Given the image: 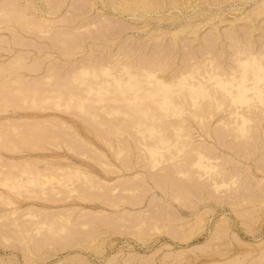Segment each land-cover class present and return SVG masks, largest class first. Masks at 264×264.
Wrapping results in <instances>:
<instances>
[{"label":"rangeland","instance_id":"rangeland-1","mask_svg":"<svg viewBox=\"0 0 264 264\" xmlns=\"http://www.w3.org/2000/svg\"><path fill=\"white\" fill-rule=\"evenodd\" d=\"M118 1L0 0V83L4 85L0 84V264H264V259L261 261L264 258V120L255 122L254 118L256 124L250 121L253 124L244 122L238 126L234 123L233 130L229 129L232 123L228 124L230 127L222 125L223 122L219 121L221 118L228 120L230 109L237 111V107L242 109L245 104L236 98L229 100L228 104L214 107L217 116L208 110L210 102L203 103L201 106L207 105L203 108L213 117H209L210 121L205 118L206 124L202 123L203 120L194 118L192 112L189 115V111L194 110L193 106H200V103L194 105L187 98L185 102L189 85L184 81L192 77L187 80L179 77L183 76V69L187 73L188 67L195 68L197 64L200 72L214 69V65L218 64L213 63L216 61L221 69L225 67L222 69L224 73H229L226 67H230L231 74L237 73L231 68L237 61L234 54L240 49H236L239 39L238 46L241 47L240 43L245 46L243 42L251 36L249 45H255V51L259 49L262 52L264 9L262 12L259 9L264 7V1L184 0L180 4L181 0H146L157 8L154 7V12L139 9L140 14L132 8L135 7L134 0H127L130 5L125 4L126 0L120 1L121 4ZM141 1L134 3L137 5ZM89 2H93L91 8ZM117 4L130 8H116ZM124 8L125 11H119ZM213 36L215 42H212ZM228 38H232V43ZM206 51L210 52L209 55ZM189 53L201 61L194 63L196 60L193 56L191 60ZM205 53L208 58L210 54H214L213 59L219 56L216 61L209 58L213 66L207 63L210 60L204 61L208 59ZM114 59L115 62L117 59L121 61V65L127 60V66L133 68L132 71L139 68L136 71L138 74L160 64L157 70L160 72L163 69V74L170 75L165 78L174 75L176 77L172 80H181L176 86H168L169 90L158 89V93H164L162 95L166 99H178L176 101H181L182 106L184 99L186 105L189 103L188 111L187 105L186 108L183 106L185 110L180 112L182 114L169 115V112L172 114L171 104L166 106L164 102L163 107L155 105L154 109L146 108L167 114L158 116L161 120L149 115L138 118L137 111L143 107L138 104L143 103V108L153 104V96L131 100L122 98L133 92L139 95L144 85L146 89L150 86L156 90L154 79L152 76L145 77L153 80L152 85L149 80H144V75L139 74L144 81L137 78V84L135 78L130 77V85H124V79L123 83L116 81L117 77L124 76L121 75L122 70L119 69L122 71L119 73L114 68L119 63H115ZM102 60L103 64L105 62L103 66ZM202 61L208 66L205 67ZM16 63H19L18 67H15ZM96 64L107 68L112 64L113 69H110L115 71L110 70L111 74L115 76L117 72L119 75L115 79L108 70L102 74L98 70L96 81L92 74L80 73L84 68L98 66ZM210 65L212 67L209 68ZM237 65L238 62L236 69ZM141 67L144 69L141 70ZM193 69L196 74L193 72V75L197 76L198 69ZM76 73V78L72 79ZM155 73L158 72L155 70ZM204 74L198 78L208 82L206 84L210 85L209 90L212 88V96L217 90L222 91L220 94L224 93L219 101L230 90L237 91L232 82L231 86L221 87L214 82V78ZM248 76L253 80L257 78L254 71ZM192 80L195 79H191L190 83ZM99 81L100 87L96 89L95 84ZM247 81L237 88L248 86L246 83L250 87L255 85L252 80ZM256 81V85H263L264 76ZM88 85H94L93 89L89 90ZM226 87H230L228 92ZM55 88L66 91L62 90L63 96H59L63 99H52L57 94ZM251 90H245L244 94L255 96L254 90ZM17 91L22 92L19 94ZM68 92H75L76 96L72 98ZM64 94H70L71 99ZM161 94L154 97L159 98ZM179 94L183 96L182 100H179ZM40 95H46L47 99ZM217 95L215 97L218 98L220 95ZM20 97L23 99L20 100ZM34 97H38L35 98L37 102L31 99ZM207 97L198 95L195 102H205L203 99ZM256 101V97L251 100L253 104ZM229 104L233 108L223 107ZM254 105L253 108L257 107ZM258 105L261 106L260 103ZM182 106L179 107L183 110ZM199 108L194 112L198 113L202 107ZM125 110L130 115H123ZM254 110L259 113L264 111L261 108V111L258 108ZM261 118L264 119V116ZM248 125L251 130L247 131ZM17 129L33 134V142H20ZM236 131L245 133V137ZM198 145L202 146L199 148L201 151L219 158L198 159L194 150L195 146L200 147ZM210 160L212 163H209ZM219 168L224 174L229 173L226 178L237 176V179L233 178L237 181L231 183L229 179L230 184L216 188L212 178L220 179L216 176ZM236 202H239L237 207ZM155 223L157 225L153 227ZM52 227L53 233H49ZM217 227L226 232L221 231L222 239L219 236L211 240L210 236ZM182 229L192 233H181ZM181 234H186L187 239H183ZM213 247L215 251L222 249L224 252H215Z\"/></svg>","mask_w":264,"mask_h":264},{"label":"bare ground","instance_id":"bare-ground-1","mask_svg":"<svg viewBox=\"0 0 264 264\" xmlns=\"http://www.w3.org/2000/svg\"><path fill=\"white\" fill-rule=\"evenodd\" d=\"M114 1H116V0H114ZM120 1H122V2H124L123 0H120ZM120 1H118V3L120 2ZM127 1V0H126ZM126 1H125V4H127V5H130L129 3V1H127V3H126ZM133 1V0H132ZM134 1H136V0H134ZM134 1H133V4L135 5V7H132V8H134L135 10L134 11H139V9H142V11H149L150 12V10H153V12H154V10H156V9H154V7L155 8H157L156 6H153L152 4H150V3H147L146 2V0H144V3L141 1L140 3H137V5L134 3ZM148 2H149V0H147ZM171 1V0H170ZM264 1V0H263ZM139 2V1H138ZM152 3L153 2H155V1H151ZM174 2H176V1H174ZM182 2H184V0L182 1L181 0V2H180V4L182 3ZM186 2H188V3H190L189 1H186ZM185 2V3H186ZM193 2V1H192ZM132 3V2H131ZM142 3V4H141ZM161 3H163L162 1H161ZM173 3V2H172ZM176 3H178V2H176ZM93 4V2L92 3H90L89 2V5H90V8H91V5ZM120 4H121V2H120ZM119 4V5H120ZM140 4V5H139ZM170 4V3H169ZM111 5H112V3H111ZM155 5V4H154ZM159 6H160V4H158ZM157 5V6H158ZM164 5V4H163ZM173 5H176V4H173ZM179 5V4H178ZM264 5V4H263ZM93 6V5H92ZM103 6V5H102ZM109 7H110V5H108ZM116 6V5H115ZM183 6V5H182ZM262 6V5H261ZM108 7V8H109ZM113 7V6H112ZM121 8L122 6L120 5V6H118V4H117V7L116 8ZM123 7H125L126 9H127V7H126V5H123ZM122 7V8H123ZM138 7V8H137ZM115 8V7H114ZM122 9V10H120L119 9V11H125L126 9ZM128 8H130V7H128ZM158 8H160V7H158ZM161 8H163V7H161ZM179 8V7H178ZM264 9V7H262L261 9H259L260 10V12H262L261 10H263ZM111 10H112V8H111ZM114 10V9H113ZM118 10V9H117ZM133 10V9H132ZM127 11H129V9L127 10ZM159 11H160V9H159ZM164 11V10H163ZM117 12V11H116ZM130 12H131V9H130ZM133 12V11H132ZM142 13V14H145V13ZM158 12V11H157ZM259 12V11H258ZM118 13V12H117ZM126 13V12H125ZM128 13V12H127ZM147 13V12H146ZM156 13V12H155ZM121 14H123V12H121ZM131 14V13H130ZM135 13H133V15H134ZM138 14H140L139 12H138ZM255 14V13H254ZM258 14V13H257ZM132 15V16H133ZM136 15V14H135ZM247 15V14H246ZM143 16V15H142ZM141 16V17H142ZM176 16V15H175ZM245 16V15H244ZM249 16V15H248ZM151 17V16H150ZM246 18H248L247 16H245ZM245 17H243V18H245ZM146 18V17H145ZM30 27V26H29ZM40 27V26H39ZM183 28V27H182ZM175 31V30H174ZM178 31V30H177ZM236 32V31H235ZM177 33V32H176ZM229 33V32H228ZM174 34H175V32H174ZM196 34V33H195ZM248 35H250V33H247ZM253 33H251V35H252ZM176 35V34H175ZM228 35V34H227ZM246 35V34H245ZM196 36V35H195ZM212 36V35H211ZM215 36V35H214ZM214 36H213V38H214ZM235 36V35H234ZM247 36V35H246ZM246 36H244V37H246ZM155 37V36H154ZM173 37V36H172ZM215 37H218V35H216ZM232 37V36H231ZM249 37H251V36H249ZM249 37H246V38H244V39H246V40H244V41H246V42H243L244 43V45L245 46H243L242 45V43H240L241 44V47L240 46H238V42L240 41L241 42V39H239V41L237 42L236 40H238V36H237V39L236 40H234V41H236L237 43V46H236V49L237 48H240V49H234V50H236L235 51V54H234V52H232L235 56L234 57H236L235 58V60H237L236 62H238V65L237 66H239V67H237V69H236V62H234L235 63V67H233V68H235V69H233V68H231L232 70H234L235 72H237V73H235L234 74V72H233V74H231L232 73V71H230V67H226V69L227 68H229V73L228 74H226V72H228V71H226L225 73H224V71L222 70L223 68H225L224 66H223V68L221 69V65H219V62H217L216 61V57H218L219 58V56L218 55H216V56H214L215 58V60L212 58V56L214 55V54H210V56L211 57H209V58H211L213 61H216V62H213V61H211L209 58H208V56H206V54L210 51H206L207 53H205V57L206 58H208V59H206V60H204V61H208V60H210V61H208L207 63H210V64H212V62L214 63V64H216V63H218L217 65H214V64H212V66L214 65V69L216 70V71H214V69H213V67L210 65L209 66V68L210 67H212V69L210 68V69H208V70H205V69H203V70H205L206 72H200L201 70H199L198 68H200V67H198L197 68V66H199L197 63V66L195 65V64H193V62L191 63V62H188V64L189 65H195L196 67V69L194 68V67H192L191 68V66L190 67H188L189 65L187 64V67L189 68V69H187V67L185 66L184 68H186L188 71H187V73L185 72V69H183L184 71H183V73H182V77H181V75H179V77L180 78H183V79H186L187 80V78H189V76L190 77H192L191 79H195V80H192V82L193 81H195V82H191L190 83V81H191V79H188L189 81H184L185 83H187L188 85H189V87H188V91L186 90V92H185V94H186V97L184 96L185 94H182L184 97H185V102H186V98H187V100L188 101H192V103L194 104V105H196V104H198L199 105V103H200V106H197V108H195L194 106H193V108H194V110H196V109H198L199 107L201 108L202 107V109H200V110H198L197 112L198 113H195L194 112V110L192 109V111L190 110L189 111V115H190V113L194 116V118L195 117H198V118H200V119H202L203 120V122L202 123H204L205 121H207L208 120V118L209 117H213L212 116V114L211 113H209L208 111H206L205 110V108H203V107H206L207 105H204V106H201V105H203V103H212V102H214V103H218V104H216V106H214L215 104L214 103H212L213 104V106L209 103L208 105L210 106V107H208L207 106V108H208V110H210V112H216V110H214L213 108L214 107H217L219 104H226L227 102H229V100H237L236 98H239V99H241L242 101V103H245L244 105H242L241 107H242V109H239V107H237V111L236 110H234V109H230L228 112V117L229 118H227V116H226V118L228 119L227 121H224V120H226L225 118H221L222 120L221 121H219V122H221V124H222V122H223V124L222 125H225V124H229V123H232V127H230L231 125H228L227 127H230L229 129L230 130H233V127H234V123H237V126L240 124V123H244V122H248L249 124H253V123H250V121L251 122H254V120H255V122H258V121H260V120H264L263 118H261L262 116H264V111H262V113H259V112H257L256 110H254L253 111V109H255V108H258V110H260V108H261V110H263L264 109V83H263V85H260V84H258V85H256V83H258V81H256L257 79H260V77L263 75L264 76V61H261L260 59H264V50L262 49L261 51L262 52H260L259 51V49H257L256 51H257V53H256V51H255V49L253 48V47H255V45H253V47L251 46V45H249ZM159 38V37H158ZM197 38V37H196ZM212 37L210 38L211 40L213 39ZM218 39V38H217ZM229 39V41L231 42V40L230 39H232V38H228ZM157 40V39H156ZM160 40V39H159ZM193 40V39H192ZM215 40V38L212 40V42H215L214 41ZM252 40V39H251ZM173 41H174V39H173ZM208 41H209V39H208ZM233 41V42H234ZM247 42H248V44H247ZM174 43V42H173ZM232 43V42H231ZM213 44V43H212ZM166 45V44H165ZM215 46V45H214ZM213 46V47H214ZM233 46V45H232ZM243 46V47H242ZM209 47V46H208ZM163 48V47H162ZM233 48H235V47H233ZM241 48H243V49H241ZM187 49H189V51L191 52L192 50H190L191 48L190 47H187ZM208 49V48H207ZM238 51V52H237ZM172 52V51H171ZM201 52V51H200ZM187 54H188V52H186ZM210 53V52H209ZM209 53H208V55H209ZM232 53H231V55H232ZM238 53V54H237ZM202 54V53H201ZM238 56H237V55ZM176 55V54H175ZM190 56H191V60H192V54L190 55V53H189V58H190ZM195 56V55H194ZM193 56V57H194ZM203 56V55H202ZM201 56V57H202ZM221 56V55H220ZM175 57V56H174ZM205 57H204V59H205ZM232 57V56H231ZM196 57H194V59H195ZM233 58V57H232ZM123 59V58H122ZM122 59H119V60H122ZM201 59V58H200ZM234 59V58H233ZM124 60H125V58H124ZM196 61H194V63L195 62H197V60L198 59H195ZM218 60V59H217ZM231 60V59H230ZM103 61L104 60H102V66L105 64V62H104V64H103ZM113 61V60H112ZM118 61V59L116 60V62H115V59H114V62L115 63H118L117 62ZM127 61V60H126ZM124 62V63H126V64H124L123 62V64L121 65L120 64V62L118 63V65H116V67H114L115 69H116V71H119V69L120 70H122L123 71V73L121 74L122 75V77L123 78H119V77H121V76H119V77H117V79H116V76H118L119 74L117 73V72H115V74H117V75H115L114 76V74H111V72H113V71H115V70H111V69H113V67H111V65H109V67L111 68H107L108 66H104V67H102V66H99L98 64H101V63H98V64H96V65H98V66H96V67H92V66H90V68H84V69H82V70H84V71H81L80 73H82V74H92L91 76H93L94 78L96 77V78H98V75H97V71L99 70V72H100V74H102V73H104V72H106V70H108L107 72L109 73L110 72V70H111V72L109 73L110 75H112L113 77H115V79H116V81L117 80H121L120 82H122V80H123V82H125V84L124 85H130V83H131V81L130 82H128V79L131 77V78H135L134 80L137 82V84H138V81L137 80H142L141 79V77H139L140 75L141 76H143L144 77V80L145 79H147L148 77L147 76H152L151 78H153L154 79V81L153 80H149V79H147V81L148 82H150V83H152V81L153 82H155L154 84L156 85L155 87H157L156 88V90H157V92H156V90L154 89V88H150V86H149V88L148 89H146L147 87H145V85H144V88H142V89H140V94L138 95V94H136V92H133V94H131L130 96H123V98H122V100H131V99H134V98H146L147 96H149V97H152V103L153 104H150V105H148V106H146L147 105V103L145 104V108H143L144 107V105H143V103L142 104H138V102H137V104L138 105H142L143 107H140V106H138V107H140V109H139V111H137V112H139L138 114H136V116L138 117V118H140L141 119V116H144V115H149V116H154V117H164V116H167V114H160V113H158V112H154V110H151L152 109V107H153V109L155 108L154 106L155 105H157L156 107L158 108V106H161V107H163V103L164 102H166L167 104H166V106L168 105V106H170V104H171V106H170V108L172 109H170L171 111H172V114H171V112H169V110H168V112L170 113H168L169 115H177V113H180V112H182V111H184L185 109H184V107L183 106H185V108H186V106H187V111H188V108L190 107L189 106V103H188V101H187V105H186V103L183 101L184 99H183V96L181 95V94H179L180 95V98H179V100H182V102H183V106H182V103H181V101H176V100H178V99H176V100H172L173 98H169V99H166V96H163V95H165L164 93H158V89L159 90H163V91H166V90H169V88L170 87H168V86H176V84H177V82H179V80H181V79H173L172 80V78H174V77H176V76H174L173 75V77L172 78H170L169 77V79H170V81H169V79H167L168 77H166L165 78V76L167 75H165V74H163V73H165V72H162V70L163 69H161V71L159 72V70H157L158 69V66H160V64L157 66V64L156 65H154L155 67H153V68H151V67H149V68H151V70H149V68H146V70L144 69V67H141L140 69L142 70V69H144V70H142V72H139V74L138 73H136V71H138V69H136V71H135V69L132 71V69L133 68H128L129 66H127V62ZM190 61V60H189ZM199 61V60H198ZM201 61V60H200ZM199 61V62H200ZM17 62V61H16ZM109 62V61H108ZM107 62V63H108ZM232 62H233V60H232ZM263 62V63H262ZM142 63V62H141ZM202 63H205L206 64V62H203L202 61ZM202 63H199V64H202ZM17 64H19V63H16L15 64V67L17 66ZM119 64L121 65V66H123V65H125V66H123L122 68H120L121 66H119ZM136 64V63H135ZM143 64V63H142ZM185 64V63H184ZM183 64V65H184ZM113 65H114V63H113ZM112 65V66H113ZM129 65V64H128ZM144 65V64H143ZM219 65V66H218ZM20 66V65H19ZM118 66V67H117ZM134 66V65H133ZM151 66V65H150ZM162 66V65H161ZM205 66V65H204ZM208 66V64H206V66L205 67H207ZM216 66H217V68H216ZM12 67V66H11ZM18 67V66H17ZM87 67V66H86ZM98 67V68H97ZM101 67V68H100ZM140 67V66H139ZM147 67V66H146ZM218 67H220L219 69H218ZM156 68V69H155ZM160 68V67H159ZM167 68V67H166ZM165 68V69H166ZM194 68V69H193ZM250 68H252L253 70H250ZM20 69V68H19ZM155 69L156 70V72H158V73H161V75L163 74L164 75V77L163 76H161L160 77V75L157 73H155V70L153 71V70ZM192 69L193 70H197L198 69V71H196L197 72V76H195L196 74H195V72L194 71H192ZM141 70H139V71H141ZM182 70V69H181ZM189 70H191V71H189ZM217 70H219V72L217 71ZM228 70V69H227ZM238 70V71H237ZM79 71V70H78ZM122 71H119V73H121ZM164 71V70H163ZM178 71V70H177ZM222 71V72H221ZM239 71H240V73H239ZM253 71H254V74L256 75V79H252L251 77H249L248 75H250V74H253ZM9 72H10V70H9ZM77 72V71H76ZM94 72H96V73H94ZM171 72V71H170ZM174 72V71H173ZM193 72H194V74L195 75H193ZM198 72H200V73H198ZM176 73V72H175ZM175 73H173V74H175ZM202 73H205L204 75H206V73L208 74V77L209 78H214V82L217 84V85H220L221 87H224V85H227V84H230V86H231V82L233 83V84H235V86H240V84H243V82H246L247 80H252L253 82H254V84L256 85H254V86H252V87H250L251 85H249L248 83H246V85H248V86H245V87H242V88H237L236 87V89H237V91H235V90H230L229 92H228V90H227V88L229 89L230 87H226V90H227V92L231 95V96H229V94L228 95H226V96H228V97H226L225 95L223 96L224 98H222V100L221 101H219V99L222 97V95L224 94V93H222V94H220L219 92H222L221 90H214V91H216L215 93V95H217V94H219V95H217V96H219L218 98L217 97H215V95L214 96H212L213 95V93H210V92H212L211 90H212V88H211V90H209L208 88H210L209 86V84H206V83H208V82H205V80H203V78H198L199 77V75H202ZM221 73H224V74H226V75H224V74H221ZM1 74V73H0ZM3 74H4V72H3ZM17 74V73H16ZM77 74L78 73H76V74H74V76H73V78L72 77H70V78H72V79H74V78H76V76H77ZM135 74H137V75H135ZM172 74V73H171ZM180 74V73H179ZM237 74V75H236ZM7 75V74H6ZM73 75V74H72ZM178 75V74H177ZM127 78H126V77ZM167 76H170V75H167ZM1 77V76H0ZM48 77L50 78V75H48ZM47 77V78H48ZM113 77H111V78H113ZM145 77H147V78H145ZM178 77V76H177ZM186 77V78H185ZM204 78H207L208 79V77H206V76H203ZM20 78V77H19ZM95 78V80L96 81H98L97 79ZM137 78H139V79H137ZM150 78V79H151ZM5 79H6V77H5ZM137 79V80H136ZM206 79V80H207ZM2 80V79H1ZM144 80H142V81H144ZM178 80V81H177ZM202 80L204 81L203 83H202ZM209 80V79H208ZM16 81V80H15ZM146 81V80H145ZM5 82V81H4ZM17 82V81H16ZM19 82V81H18ZM17 82V83H18ZM22 82V81H21ZM104 82H109V81H105L104 80ZM122 82V83H123ZM140 82V81H139ZM183 82V83H184ZM122 83H120L121 85H123ZM143 83V82H142ZM180 83V82H179ZM196 83V84H195ZM210 83V82H209ZM1 85H2V83H0ZM20 84V83H19ZM99 84H101L100 83V81H99V83H97V84H95L96 85V89H98L100 86H99ZM203 84V85H202ZM210 84H212V82L210 83ZM232 84V85H233ZM69 85V84H68ZM78 85V84H77ZM76 85V86H77ZM152 85H153V83H152ZM198 85H201L200 87L198 86ZM205 85H207V86H205ZM2 86H4V85H2ZM18 86V85H17ZM34 86V85H33ZM58 86V85H57ZM64 86V85H63ZM89 87H88V89L90 90V89H93V86H91V85H88ZM213 86V85H212ZM214 86H215V84H214ZM242 86H244V84L242 85ZM48 87V86H47ZM65 87H66V85H65ZM2 87H0V89H1ZM14 88V87H13ZM20 88V87H19ZM28 88V87H27ZM64 88V87H63ZM3 89H6V88H3ZM17 89V88H16ZM34 89V88H33ZM56 90H54V92H56L57 94L55 95L54 94V97L52 98V99H55V97L57 98V99H55V101H57V100H60V99H63V97H60V99H59V96H63V94H62V92L64 91L62 88H61V91L59 90V89H57V88H55ZM65 89V88H64ZM214 89V88H213ZM215 89H216V87H215ZM247 89H249V90H254V94H255V96H251L252 94H249L247 91V93L248 94H244V92H245V90H247ZM7 90V89H6ZM12 90V89H11ZM45 90V89H44ZM63 90V91H62ZM66 90V89H65ZM68 90V89H67ZM71 91H73V89H70ZM84 90V89H83ZM171 90V89H170ZM251 90V91H252ZM29 91H31L30 89H29ZM34 91H36V90H34ZM39 91H41V90H39ZM162 91V92H163ZM175 91V90H174ZM232 91V92H231ZM8 92V91H7ZM6 92V93H7ZM17 92H19V91H17ZM22 92V91H21ZM21 92H19V94H21ZM33 92V91H32ZM46 92V91H45ZM44 92V93H45ZM66 91H64V93H65ZM171 92H172V90H171ZM187 92H188V94H187ZM35 94L37 93V91L36 92H34ZM40 93V92H39ZM41 93H42V91H41ZM68 93H70V92H68ZM67 93V94H68ZM75 92H73L72 94H71V97L72 98H74L75 96H76V94H74ZM154 93H157V94H154ZM207 93V94H206ZM33 94V93H32ZM32 94H30V96H32ZM62 94V95H61ZM66 94V95H67ZM70 94L69 95H67V96H69V98L71 99V97H70ZM79 94V93H78ZM160 95L161 94V97H159V98H155L154 97V95ZM208 94H210V96L208 95ZM37 95H38V93H37ZM65 94H64V96H66ZM81 95V94H80ZM167 95V94H166ZM188 95V96H187ZM198 95H202V96H205V97H207L206 98V100H204L203 99V101H205V102H202V100H198L197 102H195V100L197 99V96ZM24 96H26L25 94H24ZM33 96H36V95H34L33 94ZM40 96H42V95H40ZM46 96V95H45ZM45 96H42L43 97V99L45 98V99H47V97H45ZM58 96V97H57ZM168 96V95H167ZM5 97V96H4ZM231 97V98H230ZM256 97V99H258V102L256 101V103H254L255 105H257V107H255V108H253V102H251V100L252 101H254V98ZM6 98V97H5ZM27 98H29V97H27ZM26 98V99H27ZM35 98H38V97H34V98H31V99H34L35 100ZM41 98V97H40ZM68 97H67V99L70 101V99H69ZM110 98V97H109ZM112 98V97H111ZM226 98H230V99H226ZM3 99V98H2ZM21 99H23L22 97H20V100ZM30 99V100H31ZM65 100V102L66 101H68L66 98H64ZM113 99V98H112ZM175 99V98H174ZM224 99V100H223ZM29 100V99H28ZM27 100V101H28ZM29 100V101H30ZM114 100V99H113ZM139 100V99H138ZM217 100V101H216ZM226 100H228V101H226ZM231 100V101H232ZM4 101V100H3ZM10 101V100H9ZM37 101H38V99H37ZM36 100L34 101V102H37ZM54 101V102H55ZM69 101L68 102H66V103H69ZM148 101V100H147ZM223 101H225L224 103H223ZM230 101V102H231ZM33 102V101H32ZM142 102H144V101H142ZM201 102H202V104H201ZM220 102V103H219ZM251 102V103H250ZM145 103V102H144ZM149 103V102H148ZM169 103V104H168ZM192 103L190 102V104L192 105ZM258 103H260V105L261 106H259L258 105ZM54 104H56V102L54 103ZM136 104V103H135ZM136 104V105H137ZM228 104V103H227ZM231 104V103H230ZM230 104L229 105H223V107H226V106H229L230 108H233V107H231L230 106ZM14 105V104H13ZM16 105V104H15ZM126 105H128V104H126ZM135 105V106H136ZM235 105V104H234ZM254 105V106H255ZM179 106H182L183 107V110H182V108H180ZM212 106V107H211ZM233 106V105H232ZM134 107V106H133ZM149 107H151V111H149V110H147V109H149ZM161 107H159V108H161ZM219 107V106H218ZM229 107H226V108H228L229 109ZM245 107V108H244ZM147 108V109H146ZM157 108L155 109L156 111H157ZM169 108V107H168ZM210 108V109H209ZM235 108V107H234ZM252 109V111H250L251 109ZM131 109V108H130ZM134 110H136V107H134L133 108ZM145 109L147 110V111H145ZM213 109V110H212ZM224 109V108H223ZM132 110V109H131ZM134 110H132V111H134ZM138 110V109H137ZM159 110V109H158ZM166 110V109H165ZM202 110L204 111V112H202ZM240 110V111H239ZM260 110V111H261ZM161 111V110H160ZM186 111V112H187ZM218 111V110H217ZM224 111H227V109H224ZM255 111L257 112L256 114H255ZM137 112H135V113H137ZM215 112L213 113V115H215V116H217L216 114H215ZM248 112H249V114H248ZM254 112V113H253ZM122 114L123 115H125V114H128V112H126V110L125 111H122ZM180 114H182V113H180ZM219 114V113H218ZM260 114H263V115H260ZM128 115H130V114H128ZM162 115V116H161ZM169 115H168V117H169ZM211 115V116H210ZM224 115H226V114H224ZM93 116L95 117V114H93ZM259 116V117H258ZM129 117V116H128ZM132 117V116H131ZM130 117V118H131ZM134 117H135V115H134ZM133 117V118H134ZM137 117H136V119H137ZM145 117V116H144ZM143 117V118H144ZM148 116H146V118H147ZM154 117H153V120H155L154 119ZM156 118V119H159V120H161L160 118ZM257 117H258V119H257ZM132 118V119H133ZM149 118H151V117H149ZM170 118V117H169ZM207 119V120H204V119ZM238 118H240V119H238ZM255 118V119H254ZM260 118V119H259ZM164 119V118H163ZM167 119V118H166ZM166 119H165V121H166ZM254 119V120H253ZM135 120V119H134ZM152 120V119H151ZM159 120H157V121H159ZM184 120V122H185V119H183ZM209 121H210V118H209ZM240 121V122H239ZM36 122V121H35ZM179 122V121H178ZM254 122V123H255ZM139 123V122H138ZM197 123V122H196ZM33 124H34V122H33ZM204 124H206V123H204ZM256 124V123H255ZM255 124H254V126H255ZM260 124V123H259ZM264 124V123H263ZM35 125V124H34ZM200 125V124H199ZM201 125H203V124H201ZM219 125H220V123H219ZM14 127L16 126V125H13ZM24 126V125H23ZM25 126H28V125H25ZM24 126V127H25ZM171 126H174V125H171ZM186 126V130H187V132H188V127H187V125H185ZM204 126V125H203ZM236 126V124H235V127H237ZM241 126V125H240ZM239 126V127H240ZM251 126V125H250ZM253 126V129L255 128ZM33 127V126H32ZM35 127V126H34ZM41 127H43V126H41ZM180 127V126H179ZM184 127V126H183ZM224 127V126H223ZM227 127H225V129L227 128ZM264 127V126H263ZM17 128H20V126L19 127H17ZM23 128V127H22ZM40 128V127H39ZM220 128H222V126H220ZM245 128H246V126H245ZM245 128H243V129H245ZM162 129V128H161ZM182 129V128H181ZM184 129V128H183ZM214 129V128H213ZM224 129V128H223ZM236 129V128H235ZM234 129V130H235ZM240 129H242V127H240ZM250 128H249V125L247 126V131L249 130ZM257 129V128H256ZM18 130V133H20L19 135L18 134H16L19 138V141L20 142H23V143H26L27 141H32L33 139H35L34 137H33V139H32V136H33V134L31 135V134H29V133H27V131L28 130H23V129H21V130H19V129H17ZM23 130V131H22ZM31 130V129H30ZM35 130H37V129H35ZM34 130V131H35ZM159 130H160V128H159ZM191 130H193V129H191ZM201 130V129H200ZM204 130V129H203ZM222 130V129H221ZM251 130V129H250ZM25 131V132H24ZM204 131H206V130H204ZM31 132V131H30ZM219 132V131H218ZM224 132V131H223ZM237 133H239L238 131H236ZM245 132H246V130H245ZM55 133V132H54ZM189 133V132H188ZM242 133V132H241ZM249 135L251 134V132L249 133V132H247ZM252 133H254V132H252ZM256 133V132H255ZM186 134V133H185ZM243 134H245V133H243ZM243 134H240L239 133V135H243ZM258 134V133H257ZM256 134V135H257ZM1 135V134H0ZM31 135V136H30ZM54 135V134H53ZM239 135H236V137L237 136H239ZM254 135V134H253ZM6 136V135H5ZM16 136V137H17ZM235 136V135H234ZM4 137V136H3ZM208 137H209V135H208ZM241 137V136H240ZM242 137H245L244 135L242 136ZM249 137V136H248ZM247 137V138H248ZM251 137H253V136H251ZM7 138V137H6ZM29 138H31V140H28ZM40 138H41V136H40ZM215 138V137H214ZM14 139V138H13ZM17 139V138H16ZM17 139V140H18ZM46 139V138H45ZM239 139V138H238ZM253 139V138H252ZM252 139H250V140H252ZM37 140H39V139H36V141ZM41 140H42V138H41ZM247 140V139H246ZM2 141H4L3 139H2ZM9 141V140H8ZM13 141V140H12ZM35 141V140H34ZM189 141V140H188ZM245 141V140H244ZM33 142V141H32ZM40 142V141H39ZM190 142V141H189ZM206 142V141H205ZM4 143V142H3ZM6 143H8L7 141H6ZM13 143H14V141H13ZM12 143V144H13ZM204 143V142H203ZM247 143V142H246ZM195 144V143H194ZM196 144H198V143H196ZM195 144V145H196ZM201 144V143H200ZM208 144V143H207ZM4 145V144H3ZM2 145V146H3ZM10 145V144H9ZM18 145V144H17ZM27 145V144H26ZM32 145V144H31ZM187 145L189 146V144L187 143ZM190 145H192V142L190 143ZM244 145V144H243ZM5 146H6V144H5ZM11 146V145H10ZM14 146V145H13ZM21 146H23V145H21ZM198 146H200V145H198ZM9 147V146H8ZM12 147V146H11ZM190 147H192V148H194V146H190ZM208 147V146H207ZM207 147H206V149H207ZM199 148H202V146H200V147H198V148H196V146H195V153H197V158L198 159H201V158H203V157H206V158H208V159H215V160H217L219 157H218V155H217V157H215V155L213 154V155H208V153L209 152H206L205 150H203V151H201V149H199ZM191 149V148H190ZM189 150V149H188ZM187 150V151H188ZM193 150V151H194ZM210 150V149H209ZM187 151H185V153L187 152ZM191 151V150H190ZM215 151V150H214ZM189 152V151H188ZM194 153V154H195ZM186 154H188V153H186ZM190 154V153H189ZM183 156H184V154H183ZM186 156H188V155H186ZM196 156V155H195ZM213 156V157H212ZM217 158V159H216ZM193 159V158H192ZM191 160V159H190ZM203 160V159H202ZM211 160H210V162L209 163H212L211 162ZM185 161V160H184ZM199 162V161H198ZM186 163V162H185ZM208 165V164H207ZM16 166V165H15ZM185 166V165H184ZM215 166H216V161H215ZM26 168V167H25ZM53 169V168H52ZM183 169H184V167H183ZM188 169V168H187ZM220 170L219 171H216L217 173H216V176L218 175V177H220V179H217V177H215V178H212V182H214L213 184H214V186L217 188V187H219L220 185H224V184H230V183H228L229 182V179L231 180L230 182L231 183H235L237 180H235V181H233L234 179L233 178H235V179H237L236 177L237 176H233L232 175V173H231V177H229V178H226L225 176L226 175H228L227 173H223V171H222V168H219ZM26 170V169H25ZM262 170V169H261ZM184 171H186V170H184ZM183 171V172H184ZM13 172V171H12ZM187 172V171H186ZM38 173V172H37ZM185 173V172H184ZM34 174V173H33ZM190 174V173H189ZM8 175V174H7ZM187 176H189L188 174H187ZM6 177V176H5ZM191 177V176H190ZM193 177V176H192ZM12 178V177H11ZM9 179V178H8ZM239 180V179H238ZM89 181H91L90 180V178H89ZM187 181H188V179H187ZM210 185H211V183H210ZM238 186V185H237ZM236 186V187H237ZM196 190H198V189H196ZM185 192L184 193H186V194H188L187 193V191L186 190H184ZM199 191V190H198ZM235 191H237V190H235ZM198 193H200V192H198ZM182 194V193H181ZM180 196H178L177 198H179ZM184 197V196H183ZM187 197H188V195H187ZM181 198V197H180ZM211 198V197H210ZM242 198V197H241ZM183 200H185V198H183ZM242 200V199H241ZM241 200L239 201L240 203H241ZM247 200V199H246ZM243 201H245V198H244V200ZM239 202H236L237 203V205H235L236 207L238 206V204H239ZM139 211V210H138ZM136 213H138V212H136ZM138 214H140V212L138 213ZM140 216V215H139ZM142 220H144V219H142ZM146 221V220H145ZM18 224V223H17ZM16 224V225H17ZM156 225H157V223H155L154 224V226L153 227H156ZM222 225V224H221ZM173 227H174V225H173ZM178 227V226H177ZM181 227V226H180ZM193 228V227H192ZM51 229L53 230V227L52 228H50V230L49 231H51ZM19 230V229H18ZM188 230V229H187ZM188 231H190V228H189V230ZM221 231H222V227H217L215 230H214V233H212L211 234V236H210V239L212 240V239H218L219 238V236H221L220 235V233H221ZM69 232V231H68ZM184 232H186L185 230H184ZM183 232V229H182V231H181V233H184ZM222 232H226V231H222ZM48 233V232H47ZM49 233H53L52 231L51 232H49ZM186 233H188V232H186ZM190 233H192V232H190ZM190 233H188V234H190ZM46 234V233H45ZM69 234V233H68ZM67 233H66V235H68ZM48 235V234H47ZM49 236V235H48ZM52 236H54V235H52ZM67 237V236H66ZM181 237H183V239H187V235L186 234H181ZM49 238V237H48ZM223 238V236H221L219 239H222ZM182 239V240H183ZM25 241V240H24ZM37 243H38V241H37ZM208 243V242H207ZM260 244V243H259ZM206 246H208L207 244H205ZM206 246H204V247H206ZM209 247V246H208ZM207 247V248H208ZM212 250H214L215 251V249H214V247H213V249ZM211 250V252H214V251H212ZM219 251H215V252H224V251H222V249L220 250V249H218ZM261 251V250H260ZM214 252V253H215ZM180 253V252H179ZM225 253H226V251H225ZM224 253V254H225ZM182 254V253H181ZM212 254V253H211ZM174 255H175V253H174ZM179 255V254H178ZM177 255V256H178ZM259 255H260V253H259ZM264 255V254H263ZM258 256V255H257ZM263 257V256H262ZM234 259V258H233ZM254 259V258H253ZM252 259V260H253ZM264 258H262L261 259V261L263 260ZM229 261H231V259L229 260ZM260 261V262H261ZM255 262H257V261H255ZM253 263H254V261H253ZM258 263V262H257ZM257 263H255V264H257ZM227 264V263H226ZM229 264H231V262H229ZM259 264V263H258Z\"/></svg>","mask_w":264,"mask_h":264}]
</instances>
